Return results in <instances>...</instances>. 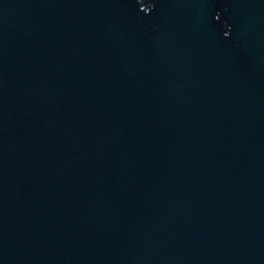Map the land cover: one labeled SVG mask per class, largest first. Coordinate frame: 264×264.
Here are the masks:
<instances>
[{"label":"water","instance_id":"water-1","mask_svg":"<svg viewBox=\"0 0 264 264\" xmlns=\"http://www.w3.org/2000/svg\"><path fill=\"white\" fill-rule=\"evenodd\" d=\"M0 264H264V0H0Z\"/></svg>","mask_w":264,"mask_h":264}]
</instances>
